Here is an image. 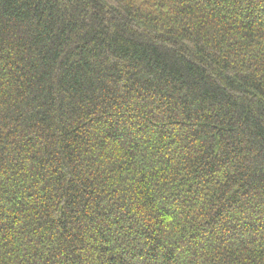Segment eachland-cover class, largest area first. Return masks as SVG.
I'll return each instance as SVG.
<instances>
[{
  "label": "trees",
  "instance_id": "1",
  "mask_svg": "<svg viewBox=\"0 0 264 264\" xmlns=\"http://www.w3.org/2000/svg\"><path fill=\"white\" fill-rule=\"evenodd\" d=\"M0 264H264V0H0Z\"/></svg>",
  "mask_w": 264,
  "mask_h": 264
}]
</instances>
